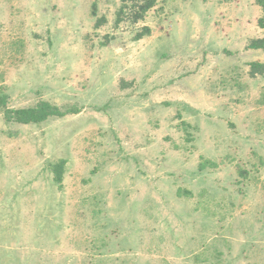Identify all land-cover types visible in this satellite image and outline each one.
<instances>
[{
	"label": "rangeland",
	"instance_id": "obj_1",
	"mask_svg": "<svg viewBox=\"0 0 264 264\" xmlns=\"http://www.w3.org/2000/svg\"><path fill=\"white\" fill-rule=\"evenodd\" d=\"M121 7L0 0V264H264V12Z\"/></svg>",
	"mask_w": 264,
	"mask_h": 264
},
{
	"label": "trees",
	"instance_id": "obj_2",
	"mask_svg": "<svg viewBox=\"0 0 264 264\" xmlns=\"http://www.w3.org/2000/svg\"><path fill=\"white\" fill-rule=\"evenodd\" d=\"M157 0H121L122 7L117 12V25L120 24L126 18V10L131 9L132 21L137 23L142 21L145 15L155 7ZM256 5L264 12V0H256ZM130 6V7H129ZM260 26H264V18L259 21ZM150 33L149 28H144L143 32L136 35V40L143 39ZM264 48V40H254L251 42L250 49L259 50ZM251 77L258 75L264 76V64L253 63L250 70ZM5 100L0 98V109L5 108ZM5 119L7 121H14L18 124H41L47 121L51 117H63L64 113H61L56 107L52 106L48 102H42L34 108L11 110L4 109ZM64 161L51 165V173L54 176V182L61 186L64 175ZM201 168L204 169L202 165Z\"/></svg>",
	"mask_w": 264,
	"mask_h": 264
}]
</instances>
